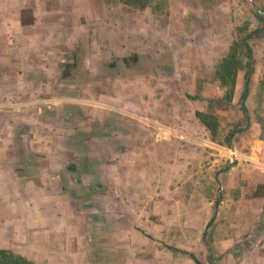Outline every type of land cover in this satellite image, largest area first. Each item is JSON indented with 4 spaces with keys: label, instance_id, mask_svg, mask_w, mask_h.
Masks as SVG:
<instances>
[{
    "label": "rangeland",
    "instance_id": "1",
    "mask_svg": "<svg viewBox=\"0 0 264 264\" xmlns=\"http://www.w3.org/2000/svg\"><path fill=\"white\" fill-rule=\"evenodd\" d=\"M156 3L140 10L119 0L72 2L87 13L84 26L69 30L77 40L58 53V78L39 86L38 129L27 136L48 148L35 145L38 156L25 148L21 155L40 162L65 153L93 179L116 181L115 202L96 186L95 195L82 198L91 208H78L82 226L66 230L73 240L53 246L70 264H195L194 257L232 264L229 252L244 264L240 255L251 250L256 209L264 204L251 198L264 177V34L249 39L245 109L242 41L263 29L264 0ZM133 55V63L122 61ZM226 60L234 71L224 83ZM231 131L233 149L225 142ZM108 205L123 214V224ZM234 209L242 210L239 217ZM112 220L119 227L105 226ZM203 238L235 244L208 256ZM37 259L27 261L47 264L43 255Z\"/></svg>",
    "mask_w": 264,
    "mask_h": 264
},
{
    "label": "crops",
    "instance_id": "2",
    "mask_svg": "<svg viewBox=\"0 0 264 264\" xmlns=\"http://www.w3.org/2000/svg\"><path fill=\"white\" fill-rule=\"evenodd\" d=\"M73 1L89 3V0H0V250L11 251L34 263L43 255L47 264H52V258L58 261L57 264L61 261L70 264L66 253L53 246L61 239L70 243L72 238L65 235L66 230L82 226L80 222L84 216L79 214L78 208L88 211L92 206L85 204L82 198L95 195L96 186L108 194V198L112 195V202L118 195L117 189L112 187L116 181L108 183L105 177L93 179L84 173L83 168L78 169L71 163L65 153L48 158L42 156L38 162L29 156L30 153L23 156L17 150L18 133H21L23 149L37 155L41 147L48 148L45 143L40 145L38 141H29L27 136L38 129L39 86L45 79L53 81L58 78L61 60L58 53L77 40L69 30L84 26L81 20L87 13L74 10ZM24 10L30 11L24 17L32 16L31 25L21 24ZM49 27L54 31H49ZM52 52L57 53L56 58L52 57ZM67 132L66 149L71 152L75 147L72 141L75 130L69 127ZM70 164L74 170L67 168ZM263 182L264 177L260 183ZM252 193L251 198L264 200L252 197ZM108 207L110 209V205ZM249 208V205L245 206L244 212L249 213ZM110 210L117 218L122 217L120 223L123 224L119 209L113 211L111 207ZM256 210L259 219L251 228V250L244 248L240 255L241 259L247 260L244 264H264V204ZM105 211L99 208L97 212L103 214ZM233 211L239 212L235 217L242 212L241 209ZM250 216L254 218L255 213L252 211ZM105 226L119 227V222L112 220ZM234 242L233 239L214 240L213 244L210 243L212 252L219 245L230 249ZM234 254L229 252L228 255L229 260L234 261L232 264H236L232 258ZM194 258L202 263L201 259Z\"/></svg>",
    "mask_w": 264,
    "mask_h": 264
},
{
    "label": "trees",
    "instance_id": "3",
    "mask_svg": "<svg viewBox=\"0 0 264 264\" xmlns=\"http://www.w3.org/2000/svg\"><path fill=\"white\" fill-rule=\"evenodd\" d=\"M119 1L122 2L124 5L132 6L133 8H137V9H140V10L148 8V7H151L153 4H154V6L157 5L156 0H119ZM28 12H30V11L29 10H24L22 12L21 24L24 25V26L25 25H31L33 23V18H32L31 15L27 19H25V17H24V15L26 13H28ZM259 12L264 14V11L261 10V9H259ZM263 32H264V27H263L262 30L253 31V32L249 33L242 41L243 45L246 48V58H247L246 66H245L247 71H246L245 76H244L245 80H246V82H245V91L241 94V97H240V102H241V105H242V107L244 109H245L244 102H245V99H246V96H247L246 89H247V86H248V82L250 81V75H251L250 71H251V68H252V66L250 64V61H251V49H250V46H249V39L250 38L258 39V38L262 37V35L264 34ZM134 58H135L134 55L133 56H129V57H123L122 61L124 63H126V65H129V64L134 62ZM60 68H61V66H60ZM233 71H234L233 63L230 60L223 61L220 64V71H219L220 79L225 83V81L227 80L228 76L232 77ZM198 116L203 117L204 115L198 114ZM233 133H234V131H231L225 137V142H226V144L229 147L231 146V140L233 138ZM16 144H17L18 153L21 155V152L23 151V147H22V144H21V140L19 138H16ZM67 168L70 171L74 170V166L71 165V164L68 165ZM252 197H254V198H264V182L263 183H259L256 186L255 190L252 193ZM206 245H207L209 254L211 255V252H212L211 244L206 242ZM194 261H195L196 264H202V263L198 262L197 259H195V258H194ZM0 264H32V263L27 261V260H25L20 255L15 254V253H13L11 251L0 250Z\"/></svg>",
    "mask_w": 264,
    "mask_h": 264
},
{
    "label": "water",
    "instance_id": "4",
    "mask_svg": "<svg viewBox=\"0 0 264 264\" xmlns=\"http://www.w3.org/2000/svg\"><path fill=\"white\" fill-rule=\"evenodd\" d=\"M230 147H231V149H233L232 145Z\"/></svg>",
    "mask_w": 264,
    "mask_h": 264
}]
</instances>
